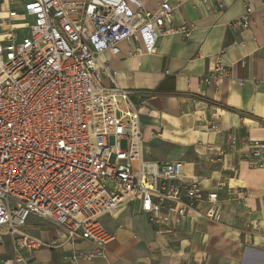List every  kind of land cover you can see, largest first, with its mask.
I'll use <instances>...</instances> for the list:
<instances>
[{
	"label": "built area",
	"instance_id": "built-area-1",
	"mask_svg": "<svg viewBox=\"0 0 264 264\" xmlns=\"http://www.w3.org/2000/svg\"><path fill=\"white\" fill-rule=\"evenodd\" d=\"M200 1L224 8L222 0ZM242 1L235 30L250 28L254 13L253 1ZM173 10L169 0L153 10L137 0H0V244L8 239L14 250L2 264L41 250L65 251V262L78 264L93 257L81 243L101 255L114 241L101 219L130 205L162 235L183 221L222 222L217 190L187 177L183 162L146 158L133 93L100 59L120 45L130 58L152 54L170 31L188 38L191 28H171ZM228 74L217 60L203 82ZM222 139L236 149L235 135ZM244 146L247 166L264 167V137ZM30 217L48 222L55 236L24 232Z\"/></svg>",
	"mask_w": 264,
	"mask_h": 264
},
{
	"label": "crops",
	"instance_id": "crops-1",
	"mask_svg": "<svg viewBox=\"0 0 264 264\" xmlns=\"http://www.w3.org/2000/svg\"><path fill=\"white\" fill-rule=\"evenodd\" d=\"M137 1L148 10L159 2ZM252 1L250 28L235 30L231 25L246 10L242 0H222L220 11L200 0H169L171 28H191L188 38L170 31L152 54L130 58L120 45L119 54L105 51L100 57L115 72L116 84L133 93L146 158L183 162L187 177L217 190L222 222L183 221L162 235L161 227L130 205L101 219L114 241L101 255L79 244L93 257L78 264H264V167L251 169L243 160L246 140L264 137V0ZM217 60L228 77L204 84ZM102 84L110 85L107 79ZM228 134L236 136L234 151L224 147L222 137ZM24 232L40 239L55 236L53 227L36 217L27 220ZM64 255L62 250L23 253L25 262L13 264H67ZM13 259L5 239L0 264Z\"/></svg>",
	"mask_w": 264,
	"mask_h": 264
},
{
	"label": "rangeland",
	"instance_id": "rangeland-1",
	"mask_svg": "<svg viewBox=\"0 0 264 264\" xmlns=\"http://www.w3.org/2000/svg\"><path fill=\"white\" fill-rule=\"evenodd\" d=\"M122 147H124V142L122 141Z\"/></svg>",
	"mask_w": 264,
	"mask_h": 264
}]
</instances>
